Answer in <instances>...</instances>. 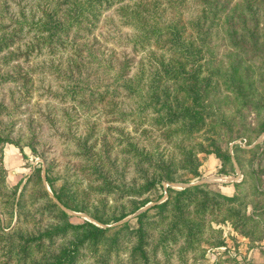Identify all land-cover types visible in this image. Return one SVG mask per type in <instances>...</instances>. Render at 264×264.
I'll return each instance as SVG.
<instances>
[{
  "label": "trees",
  "instance_id": "16d2710c",
  "mask_svg": "<svg viewBox=\"0 0 264 264\" xmlns=\"http://www.w3.org/2000/svg\"><path fill=\"white\" fill-rule=\"evenodd\" d=\"M36 5L35 21L30 24L35 40L28 50L42 53L47 49L56 56L63 49H70L77 58L83 51L81 30L98 19L101 9L118 7L123 23L134 31V36L124 43L146 52L147 61L132 79L117 74L111 87L102 91L98 88L93 94L101 102L109 99L105 105L114 109L120 96L134 100L131 105L136 113L134 122L139 125L148 120L150 128H143L148 139L145 144L128 142L127 151L134 160L126 162L120 178H125L129 164L135 175L128 183L123 180L124 186L111 187L105 162L92 164L98 178L110 185V191L135 197L133 209H120L112 220H101L103 226L90 220L73 223L69 211H82L83 207L65 187L53 189L57 200L53 205L60 212L58 223L31 241L42 251L46 237L55 238L72 231L74 234H69L68 244L59 252L42 259L35 257V264H78L85 246L95 254L97 264H110L112 257L124 248L129 249L134 262L161 263L158 256L161 252L169 264L172 246L177 259L186 263L188 253L203 251V242L211 241L213 246L225 244L221 230L214 228L213 223L229 221L245 237L261 232L259 220L245 212L237 195L228 196L210 188L208 182L194 181L201 176V154H215L224 165L236 159L222 147L226 138L223 127L227 123L223 114L215 111V102L220 97L230 98L231 92L237 99L240 95L251 98L250 88L245 90V80L253 74L252 66L244 61L256 58L264 49V37L260 38L264 35V0H41ZM73 60L74 66L71 61L68 67L72 74L67 77L72 86L65 93L85 113L95 107L84 106L85 94L94 88L83 83L80 63ZM252 84L250 81L249 87ZM104 109L106 114L114 112L106 106ZM118 112L115 119L127 115L123 109ZM67 126L78 153L95 158L90 142L95 128L90 126V134L76 136L71 131L73 124ZM0 141L13 142L8 138ZM172 146L176 149L175 156L167 158L170 157L167 154L173 153ZM111 165L115 167L116 163ZM49 171L43 164L35 168L40 179L52 183ZM166 182L181 184L168 186L166 198L162 199V192L152 200L148 194L165 190ZM258 213H264V209ZM131 214L134 223L125 220ZM121 221L119 225H105ZM5 232L0 230V243L5 244ZM125 243L130 247L124 246ZM6 245L14 253L13 243ZM29 245L23 244L26 248L21 247L22 251L28 250Z\"/></svg>",
  "mask_w": 264,
  "mask_h": 264
},
{
  "label": "rangeland",
  "instance_id": "374dc122",
  "mask_svg": "<svg viewBox=\"0 0 264 264\" xmlns=\"http://www.w3.org/2000/svg\"><path fill=\"white\" fill-rule=\"evenodd\" d=\"M38 1L41 0H0V42H3L0 46V139L13 140L12 143L0 141V230H6L5 244L0 243V264H35V257L42 259L68 244L73 231L55 238L46 237L42 251L31 241L35 235L58 223L60 212L53 205L57 202L53 189L59 191L65 187L83 207L82 211H69L73 223L90 220L103 226L101 220L108 222L122 210L131 211L135 197L120 196L119 192L108 188L124 186L123 180L128 183L135 175L129 164L125 178H120L126 162L134 160L127 151L128 142L136 140L145 144L148 139L143 135V128H150L148 120L139 125L134 122L136 113L131 110L134 100L120 96L114 109L105 105L109 99L101 102L93 94L98 88L102 91L111 87L117 74L124 75L126 80L132 79L147 61L146 52L136 51L132 45L124 43L134 36V31L123 23L118 7L101 9L98 19L81 30L83 51L78 59L76 54L71 55L70 49H63L56 56L47 49L42 53L28 50L35 40L30 24L35 21ZM13 40L15 42L9 44ZM73 59L80 63L83 83L94 88L85 94L84 106L95 107L85 113L65 93V89L72 86L67 77L72 74L68 67L71 61L75 64ZM244 62L252 66L253 74L247 80L242 76L245 90L250 88L251 98L240 95L237 99L231 92L230 98L220 97L215 102V111L222 113L227 123L223 127L226 138L222 147L236 159L224 165L215 154H201V176L194 183L208 182L210 188L222 193L227 190L226 185H233L232 195L228 196L239 197L245 212L259 220L261 232L245 237L229 221L213 223L214 228L221 230L223 246L203 242V251L188 253L186 263L177 259L172 246L169 264H264V213H258L264 209V132H261L264 49L256 58ZM250 81L252 87H249ZM105 106L114 112L106 114ZM121 109L127 115L115 119ZM67 123L73 124L71 131L76 136L90 134V126L95 128L90 139L94 145L91 154L96 155L95 158L78 153L73 137H69ZM175 150L172 146L173 153L166 157L175 156ZM103 162L110 174L111 187L98 178L92 166ZM40 164L49 168L52 183L37 176L35 168ZM180 184L166 182L165 190L151 191L148 196L154 200L163 192L164 199L168 186ZM133 216L125 220L134 223ZM123 221L105 225L115 226ZM11 243L14 253L9 252L6 245ZM23 244H30L28 250L22 251L21 247L26 248ZM124 246L130 247V244ZM158 256L161 263L153 260L150 264H167L161 252ZM96 260L89 248L82 247L78 264H97ZM110 264L144 262H134L129 249L124 248L112 257Z\"/></svg>",
  "mask_w": 264,
  "mask_h": 264
},
{
  "label": "crops",
  "instance_id": "0c3cea01",
  "mask_svg": "<svg viewBox=\"0 0 264 264\" xmlns=\"http://www.w3.org/2000/svg\"><path fill=\"white\" fill-rule=\"evenodd\" d=\"M225 187L227 188V190L224 193H226L227 195H232L233 185L228 184Z\"/></svg>",
  "mask_w": 264,
  "mask_h": 264
}]
</instances>
